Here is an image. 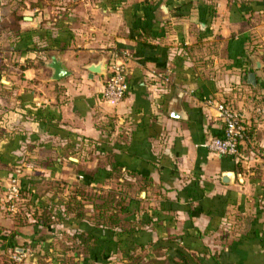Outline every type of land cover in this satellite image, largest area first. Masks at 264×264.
I'll return each mask as SVG.
<instances>
[{
    "label": "crops",
    "instance_id": "obj_1",
    "mask_svg": "<svg viewBox=\"0 0 264 264\" xmlns=\"http://www.w3.org/2000/svg\"><path fill=\"white\" fill-rule=\"evenodd\" d=\"M0 14V264L27 249L21 264H264V0H0ZM116 62L129 92L110 103ZM210 100L243 113L238 161L207 146L224 134ZM17 174L25 227L5 200ZM118 182L123 229L33 224L76 186ZM80 233L97 238L87 254Z\"/></svg>",
    "mask_w": 264,
    "mask_h": 264
},
{
    "label": "trees",
    "instance_id": "obj_2",
    "mask_svg": "<svg viewBox=\"0 0 264 264\" xmlns=\"http://www.w3.org/2000/svg\"><path fill=\"white\" fill-rule=\"evenodd\" d=\"M17 19L20 20L21 17L19 16ZM224 103L230 105L228 101H224ZM232 107L235 108L234 106ZM21 173L22 171L20 174ZM114 173L118 174L119 170L112 169L110 175ZM123 184V186H126L127 188L131 186V184L126 182V180ZM120 186H122V183L118 182L116 188H112L107 192L103 188L87 189L84 186H76L67 199L60 200V203L55 204L51 208L48 207L42 211H35L32 216L34 219L33 224L50 227L62 223L64 217L67 215H73L81 221L88 219V221H91L94 224L95 228H102L110 231L123 229L124 220L122 215H124V211L128 208L127 201L129 200L130 202V194L125 190H120ZM24 194L25 192L22 191V202L18 206V212L16 214H12V218L16 219L19 227L30 225L28 211L30 210L32 204L30 200L24 197ZM6 204L8 207L9 204ZM30 204L31 206L28 207ZM24 205H26L27 209L23 211ZM57 206H59V208H56ZM88 208H92L93 210L91 217H88ZM132 230L137 231L135 228ZM74 239L79 242V245H81V254H87L92 245L97 242V238L91 233L77 234ZM1 256L2 255H0V257ZM182 260L183 262H179L178 264H190L186 256H183Z\"/></svg>",
    "mask_w": 264,
    "mask_h": 264
},
{
    "label": "built area",
    "instance_id": "obj_3",
    "mask_svg": "<svg viewBox=\"0 0 264 264\" xmlns=\"http://www.w3.org/2000/svg\"><path fill=\"white\" fill-rule=\"evenodd\" d=\"M3 17L0 14V24ZM128 67L125 62H116L110 70L106 79L104 89L102 91V99L110 103L122 102L128 92ZM166 83L169 80H164ZM209 105L214 106L217 111L218 119L224 125V134L221 138H214L208 144L211 152L222 156L231 157L234 160H239L242 157L241 146L249 140L250 134L247 126L245 125L243 113L233 108L224 102H215L210 100ZM264 114V110H261ZM23 191V180L20 174L11 176L7 182L6 188V203H8V210L12 214L18 212V206L22 202L21 194ZM31 252L27 249L23 255H15L14 261L17 264L23 263L24 258Z\"/></svg>",
    "mask_w": 264,
    "mask_h": 264
},
{
    "label": "water",
    "instance_id": "obj_4",
    "mask_svg": "<svg viewBox=\"0 0 264 264\" xmlns=\"http://www.w3.org/2000/svg\"><path fill=\"white\" fill-rule=\"evenodd\" d=\"M52 70H53V78L52 80L58 81L62 80L70 74V72L61 64L58 62H54L52 64ZM89 72L91 74H99L102 76H107L108 73V65H102V64H94L93 66L89 67ZM249 84L256 85V77L254 73L249 74L248 76ZM23 253L22 251H20Z\"/></svg>",
    "mask_w": 264,
    "mask_h": 264
}]
</instances>
